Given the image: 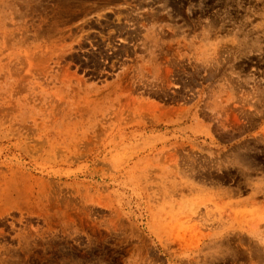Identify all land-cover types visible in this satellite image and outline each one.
Here are the masks:
<instances>
[{
    "label": "rangeland",
    "instance_id": "rangeland-1",
    "mask_svg": "<svg viewBox=\"0 0 264 264\" xmlns=\"http://www.w3.org/2000/svg\"><path fill=\"white\" fill-rule=\"evenodd\" d=\"M0 264H264V0H0Z\"/></svg>",
    "mask_w": 264,
    "mask_h": 264
}]
</instances>
